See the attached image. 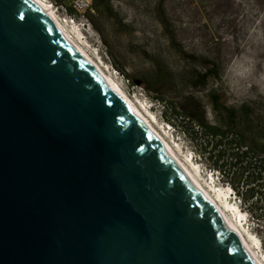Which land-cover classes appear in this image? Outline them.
Returning a JSON list of instances; mask_svg holds the SVG:
<instances>
[{"label":"water","instance_id":"water-1","mask_svg":"<svg viewBox=\"0 0 264 264\" xmlns=\"http://www.w3.org/2000/svg\"><path fill=\"white\" fill-rule=\"evenodd\" d=\"M0 264H259L33 0H0Z\"/></svg>","mask_w":264,"mask_h":264},{"label":"rangeland","instance_id":"rangeland-1","mask_svg":"<svg viewBox=\"0 0 264 264\" xmlns=\"http://www.w3.org/2000/svg\"><path fill=\"white\" fill-rule=\"evenodd\" d=\"M44 1L80 30L90 51L109 67L130 97L146 102L161 126L166 122L160 107L138 85L140 79L151 78L157 67L171 76L160 87L167 100L195 96L210 122L221 123L223 106L235 109L246 142L264 150V0H106L108 9H95L93 0H82L78 10L75 0ZM69 7L72 14L66 12ZM205 61L215 65L216 73L207 75L203 85H192L193 74L204 71ZM211 94L219 96L215 111ZM165 130L182 155L209 177L207 181L229 187L216 171H208L185 137L171 126ZM232 196L229 201L240 208ZM246 219L245 230L255 234Z\"/></svg>","mask_w":264,"mask_h":264},{"label":"trees","instance_id":"trees-1","mask_svg":"<svg viewBox=\"0 0 264 264\" xmlns=\"http://www.w3.org/2000/svg\"><path fill=\"white\" fill-rule=\"evenodd\" d=\"M92 5L95 9H108L106 0H93ZM66 12L72 14L73 9L69 7ZM202 68L204 71L193 74L192 85H203L207 75L216 73L210 61L203 62ZM170 78L167 70L157 67L151 78L140 79L138 85L158 104L161 119L186 138L209 171H216L228 184L264 249V150L246 142L235 109L223 106L221 123L210 122L195 96L185 94L176 102L167 100L160 87L166 86ZM210 103L215 111L219 96L211 94Z\"/></svg>","mask_w":264,"mask_h":264},{"label":"bare ground","instance_id":"bare-ground-1","mask_svg":"<svg viewBox=\"0 0 264 264\" xmlns=\"http://www.w3.org/2000/svg\"><path fill=\"white\" fill-rule=\"evenodd\" d=\"M33 1L42 11L53 19L55 24L58 25L61 31L66 35L71 45L93 66V68H95L109 87L119 94L149 127L164 148L205 195L207 200L222 214L224 221L233 230L241 245L252 254L259 264H264V249L261 247L262 245H260L259 238L256 234L245 230L242 224L241 220L244 215L246 216V213L242 211L238 205L230 203L226 198V192L223 191L221 187H215L211 181L212 179L209 180L210 182L207 181L208 178L201 174L202 171H199L197 164L195 165V163L188 158V155H182L181 149L177 147V144H173L174 140L170 138L165 127L160 126L159 122H157L141 100L130 97L127 92L123 90L117 77L113 75L109 67L101 61L96 53L90 51L89 46L86 44L87 41L85 42V40L81 39L80 30H78L74 24H70L66 19L59 17L47 1Z\"/></svg>","mask_w":264,"mask_h":264},{"label":"built area","instance_id":"built-area-1","mask_svg":"<svg viewBox=\"0 0 264 264\" xmlns=\"http://www.w3.org/2000/svg\"><path fill=\"white\" fill-rule=\"evenodd\" d=\"M83 2H82V0H75L74 1V6H75V8L78 10V8H82L83 7Z\"/></svg>","mask_w":264,"mask_h":264}]
</instances>
